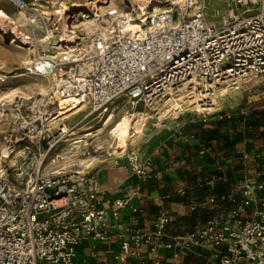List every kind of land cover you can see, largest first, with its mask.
I'll list each match as a JSON object with an SVG mask.
<instances>
[{
	"label": "built area",
	"instance_id": "1",
	"mask_svg": "<svg viewBox=\"0 0 264 264\" xmlns=\"http://www.w3.org/2000/svg\"><path fill=\"white\" fill-rule=\"evenodd\" d=\"M0 1L29 17L28 34L17 42L30 52L26 71L52 79L32 110L23 93L9 106L14 122L2 136L5 149L13 153L26 138L43 154L28 167V185L13 184L0 171V264H77L75 247L82 240L110 241L105 229L109 213L93 206L99 192L96 178L80 166L59 163L69 154L61 146L71 138L73 126L49 128L60 117L58 100L74 97L79 103L72 110L82 111V120L105 116L102 124L118 99L149 107L192 94L201 108L192 102L195 112L209 114L214 91L237 88L264 73V0H230L213 19L197 0H167L170 7L143 15L141 31L118 21L117 8L109 4L70 13L60 12L59 0ZM79 21L87 22L86 30L76 27ZM83 147L81 155L89 154ZM48 153L54 155L49 158L54 166L46 170ZM30 155L27 148L21 157L26 161ZM128 165L137 175H149L141 161L129 158ZM24 172L18 169L15 175ZM236 192L226 200V212L215 211L180 234L168 231L163 214L153 230H136L130 240L122 239L109 264H138L131 259L136 255L131 242L146 244L151 252L162 248L175 258L181 250L208 249L211 264H264V166L258 163L251 176L245 175ZM209 203L218 207L217 198ZM123 205L115 200L111 214Z\"/></svg>",
	"mask_w": 264,
	"mask_h": 264
},
{
	"label": "crops",
	"instance_id": "2",
	"mask_svg": "<svg viewBox=\"0 0 264 264\" xmlns=\"http://www.w3.org/2000/svg\"><path fill=\"white\" fill-rule=\"evenodd\" d=\"M239 113L230 119L196 113L195 120L158 142L144 163L148 176L137 175L129 165L105 180L93 175L99 187L93 206L109 213L105 229L111 239L82 240L75 247L77 264L112 263L122 239L130 240L136 230H153L163 214L169 219L168 231L180 234L215 211L226 212V200L237 193L242 178L251 176L258 163L264 166V110ZM211 197L217 198L218 207H211ZM118 199L124 205L114 216L111 208ZM130 249L138 264H211V252L204 248L181 250L176 258L162 248L151 252L146 244L131 242Z\"/></svg>",
	"mask_w": 264,
	"mask_h": 264
},
{
	"label": "rangeland",
	"instance_id": "3",
	"mask_svg": "<svg viewBox=\"0 0 264 264\" xmlns=\"http://www.w3.org/2000/svg\"><path fill=\"white\" fill-rule=\"evenodd\" d=\"M60 1L61 0H59V2ZM91 1H95V0H88L87 1L88 5L80 9H87L93 6L94 5L93 3L90 6ZM122 1L124 3V0ZM197 1L200 5L204 6V12L206 13L207 18L213 19L214 18L213 14L215 10L225 11L228 7L227 3L230 0H197ZM116 2L118 5L123 6L122 2L120 3L119 0H116ZM97 4L101 5L99 3H96L95 5ZM2 5H5V6H2ZM0 7L7 10V12L11 14L16 11L6 2L0 1ZM176 8L177 7H174V9ZM240 10L241 9L239 8V11ZM255 10H257V6L253 7L251 11H255ZM125 11H130V9H125ZM2 48L6 50V52H10V54L15 56L14 57L15 60H13L14 62L11 61L8 64L6 62V65L0 64V75L6 76L4 82L3 81L0 82L1 84L0 89H2V91L5 90V87L7 88V87L20 86V89L22 90V93H23V92H26V90L24 86H22L21 84H25L29 82L30 83L37 82V81H41L45 87L48 86L50 83L52 85L51 76H45V77L35 76L32 74H29L26 71L25 62L28 60V57L30 56V52L26 47L19 46L16 41L13 42V40H11L10 38L8 39V38H3L0 36V60H3L2 58L5 59L6 57V55L3 56V54H5L4 53L5 51ZM14 76H17V77H14ZM237 88L223 86V87H220L218 90L214 91V94L209 97L211 102H213V105H214L212 109L208 110L209 114H215L217 118H219V116H222L223 118H227L226 116L230 115V118H231V116H233L234 114H240L239 112L241 110H244L245 112H247V111L256 110L259 107H261L262 110H264V73L250 76V78L246 82L239 83L237 85ZM228 89H230L231 92ZM220 93L223 94V96H220ZM182 95L183 94H179L176 97L179 100L180 104H182V106L186 108L184 112L182 113L173 112L172 114H169L168 112H166L165 114H163L164 119H162L161 116H153L146 123V129L144 130L143 134L138 136L131 144H129L126 154L122 155L119 158H114L113 156H106V152L104 154L103 152L99 153L100 155H104V159L92 165L93 167L91 166L92 170L90 171L89 174L95 176V174L98 173L99 178H101L102 180H105L106 178H108L109 173L115 172V169L116 170L119 169V171H121L124 166H128L129 158H134L138 161H141L142 163H145L148 156L151 154L155 146L158 144V142L162 138L169 135L174 129H176L178 126L182 125L183 123L190 122L196 119L198 114L195 113V109H193L192 107V102H194V99H196V97H190V96H193L192 94L188 95L187 96L188 98L183 97ZM200 97L201 96H199V98ZM2 101L3 100H1V97H0V103ZM120 102H122V104ZM115 103L109 107V111L112 114L118 111L117 107L123 106V108H129V106H131L125 99H118L116 100ZM138 105L140 109H144L143 107H148V106H144L143 104H138ZM30 108L32 110L31 106ZM70 113L71 112L68 111L64 115L61 114L60 117L57 118L56 123L49 124V128L54 129L58 123H64L68 126H73V124L82 121V116H83L82 111L79 110V111H75L74 113H71V114ZM201 114H207V113H201ZM103 117L105 118V116ZM104 118H102V120H99L98 118H94V117L89 118L85 120V123H83L85 125L84 127L85 128L92 127V129H94L93 127H96L102 124ZM13 122L14 120L10 119V117H2V122H1L2 124L0 123V151L2 150V136L5 132L10 130V128H12ZM51 124H54V125H51ZM83 129L84 128H82L79 132H82ZM92 129L90 131H92ZM85 141H86L85 146H88L89 153L95 154L94 147H93L94 145L93 137L89 136L88 138L85 139ZM83 146H81L82 148L81 147L78 148V150L76 149L77 151L75 153L76 157H72L71 159L67 157L64 160H60L59 163L60 164L62 163L61 165H63L65 161H68V163L73 162L74 165L76 164V166H78V163L76 162V160L82 159L88 155V154L81 155L82 153L81 150L82 151L84 150ZM27 148L31 150V155L29 156V158H27L26 161H23L21 156L23 153L27 151ZM61 148L63 149L64 145H62ZM20 150L22 153L20 152ZM17 151H19V153L15 154ZM42 154L43 152H40L34 144L30 143L28 139L23 138L20 141L19 146H17L14 152L11 154V156L13 155V158H15V162L11 161L12 157L9 159H6L2 163L1 168H3L4 172H5V168H8V172H5V173H7V177L13 184H16L19 186H25L26 185L25 183L27 180L26 178L30 176V170L28 169V167L34 164L36 157L40 155V158H41ZM50 155L54 157L53 154L51 153H48L46 155V158L44 161L46 170L53 168L52 164L54 165V163H52L51 160L49 159ZM28 159H31V160H28ZM18 169L25 171L24 172L25 175L23 177L18 178L15 175V172ZM81 169L83 172H86L88 170V169L85 170L83 168Z\"/></svg>",
	"mask_w": 264,
	"mask_h": 264
},
{
	"label": "bare ground",
	"instance_id": "4",
	"mask_svg": "<svg viewBox=\"0 0 264 264\" xmlns=\"http://www.w3.org/2000/svg\"><path fill=\"white\" fill-rule=\"evenodd\" d=\"M87 1L88 0H61L60 1V6H61L60 12H63V11L76 12L80 8H83L86 5H88ZM119 1L120 3L122 2L123 6L118 5L117 4L118 1L116 2V0H95V1L90 2L91 3L90 6L92 5V3L94 5L96 3H99L101 4L100 7H104L102 6V4L113 5L115 6V8H117L119 12V16L117 18L118 21L125 22L126 26H128L130 30L141 31L143 30L141 21L145 20L143 18L144 14L148 12L151 13L154 11L163 10L167 8V6L170 7V4H171L167 0L165 1L164 0H124V3L122 0H119ZM2 6H5V5H2ZM125 9H130V11H125ZM28 25H29V17L23 10H18L11 14V13H8L7 10L0 7V36L1 37L8 38V39L10 38L11 40H13V42L15 41L18 42L21 39V37H23L25 34H28V29H29ZM87 26L88 24L86 21H79L76 25V27L80 31L86 30ZM4 51H5L4 52L5 54H3V56L6 55V57L5 59L1 57L4 61L0 60V64L6 65V62L8 64L11 61L15 60L14 59L15 56L10 54V52H6V50ZM5 77L6 76L4 75H0V80L4 82ZM14 77H17V76H14ZM21 85L24 86L26 90V92H23V93H25V96L29 98L30 106L32 107V109L36 106L38 99L42 95L47 94V92L49 91L51 87V83L45 87L41 81L31 82V83L29 82V83H25ZM19 93H22L20 86L7 87V88L5 87L4 91L0 89V95H1L0 97H1V100H3L0 103V123L2 122V117H10L11 119L9 106L12 104L15 96L18 95ZM220 96H223V94L220 93ZM197 102H198L197 99L193 102L195 103L194 106L200 110L201 109L200 104H198ZM78 103L79 101L71 96L63 98V99H59L58 105H59V109H61L59 115L61 114L64 115L68 111H70L71 113H74L75 111H79V109L72 110L73 108L77 106L76 104ZM120 103L122 104V102ZM143 108L144 109H140L138 104L129 106V108H123V106L117 107L118 111L116 110L117 111L116 113L111 114L104 124H100L99 126L93 127L94 129H92V127L85 128L84 127L85 125L83 124L85 123V120H82L80 122L73 124V127L70 129L71 138L67 140L63 148L64 150L69 151V154L67 155V157L70 159L72 157H76V154H75L77 152L76 149L78 150V148L85 145L86 144L85 139L88 138L89 136H92L94 139L93 147H94L95 154L89 153L86 157L82 159H77L76 162L78 163V166L87 170L95 163L102 161V159H104V155L99 154L102 152L103 154L106 152V156H113L114 158H119L122 155L127 153L129 144H131L138 136L143 134L144 130L146 129V123L153 116H161V118L164 119L163 114H165L166 112H168L169 114H172L173 112L182 113L186 110V108H184L182 104H180L176 96L170 97L168 100L162 99L149 107H143ZM56 120L57 119L51 120L50 123H56L57 122ZM51 125H54V124H51ZM82 128H84L83 131L79 132ZM91 129L92 131H90ZM70 140L75 141L74 142L75 144H73V146L70 145L71 144L69 142ZM17 153H19V151H17L15 154ZM11 154L12 153L8 152L2 144V150L0 151V171L3 173L5 172L3 168L1 167H2V163L6 159H9L12 157L11 161L15 162V158H13V155L11 156ZM71 163L73 164V162ZM52 166L54 165L52 164ZM26 179L27 180L25 184L28 185L31 181V177L28 176Z\"/></svg>",
	"mask_w": 264,
	"mask_h": 264
}]
</instances>
